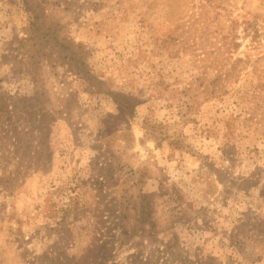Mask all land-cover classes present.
Listing matches in <instances>:
<instances>
[{
	"label": "rangeland",
	"instance_id": "374dc122",
	"mask_svg": "<svg viewBox=\"0 0 264 264\" xmlns=\"http://www.w3.org/2000/svg\"><path fill=\"white\" fill-rule=\"evenodd\" d=\"M2 102L0 264H264V0H0Z\"/></svg>",
	"mask_w": 264,
	"mask_h": 264
},
{
	"label": "trees",
	"instance_id": "16d2710c",
	"mask_svg": "<svg viewBox=\"0 0 264 264\" xmlns=\"http://www.w3.org/2000/svg\"><path fill=\"white\" fill-rule=\"evenodd\" d=\"M25 3H27V0H24ZM43 33V32H40ZM44 36H47L48 38H51L52 41L55 42V46L58 49V52L61 53H65V56L63 58L68 59L72 68V71L74 74H80L81 70L84 69V66L87 67V64L84 62V59L82 56H84V54H82L81 52L74 50V48L72 47L71 43L69 42V40H67V38H62L59 37L58 34L53 33L50 36V33H48L47 35L45 33H43ZM29 40V38H27ZM78 48L80 46H77ZM84 75L89 76L90 79L94 80V88L95 90L97 89L98 91H100V87L99 85H102L103 82L99 79L96 78L95 76H92L90 71L87 69V71L83 72ZM110 94H112L116 105H117V109H118V113L125 114V113H129L132 112L131 110H133L134 104L132 105L133 101H131L128 96L126 95H120L118 93H112L110 92ZM1 108H4V114L7 115V118L9 120H11L10 117V111L8 110V108L6 109V106L4 107V102L1 103ZM43 111H40L38 113V115H41V117H43V121L47 122V117H49L50 119H53L54 117L51 114H47L46 109L42 108ZM48 115L46 118L45 116ZM153 130V129H152ZM154 131V130H153Z\"/></svg>",
	"mask_w": 264,
	"mask_h": 264
}]
</instances>
